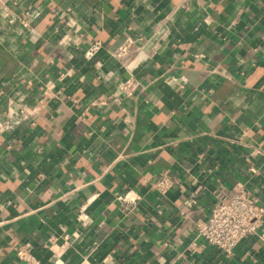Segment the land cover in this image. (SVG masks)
<instances>
[{"label": "crops", "instance_id": "crops-1", "mask_svg": "<svg viewBox=\"0 0 264 264\" xmlns=\"http://www.w3.org/2000/svg\"><path fill=\"white\" fill-rule=\"evenodd\" d=\"M178 2L16 0L0 13V119L29 108L0 133V264H25L21 245L41 264H264V222L229 256L191 245L235 188L264 206V0ZM172 14L159 50L130 67L111 55ZM130 76L134 96L114 101ZM162 170L164 196L149 188ZM129 190L141 199L124 213Z\"/></svg>", "mask_w": 264, "mask_h": 264}, {"label": "built area", "instance_id": "built-area-1", "mask_svg": "<svg viewBox=\"0 0 264 264\" xmlns=\"http://www.w3.org/2000/svg\"><path fill=\"white\" fill-rule=\"evenodd\" d=\"M16 0H0V13L7 14L10 6L15 5ZM189 0H179L176 10H187ZM172 15H167L163 21L155 25L154 31L149 38L146 37H126L114 50L111 55L124 63L126 67L132 65L133 59L142 58L144 54H151L160 49L162 41L169 35V27L173 21ZM100 48V43L95 42L84 51L86 58L92 57ZM148 50V51H147ZM146 57V56H145ZM175 77H170L168 82H176ZM178 83V81H177ZM181 88L182 85L178 84ZM137 83L133 77L120 80L117 89L112 95V99L117 101L121 98L134 96ZM104 103V101H100ZM29 108L26 105H19L17 118H14L10 107L5 112V117L0 119V133L8 129L11 124H18L28 119ZM173 178L167 170H162L149 183V188L164 196L173 186ZM141 196L129 190L117 197L120 210L124 213L131 211L140 201ZM187 202L190 205H197V191L190 193ZM264 222V206L258 202V197L244 187L235 188L229 196L216 199L206 219L197 222L194 239L191 245L194 246L197 239H202L205 243L216 250L229 256L236 245L249 235L256 233L257 229ZM264 237V232L260 235ZM16 256L25 264H41L36 259L26 245H21Z\"/></svg>", "mask_w": 264, "mask_h": 264}]
</instances>
